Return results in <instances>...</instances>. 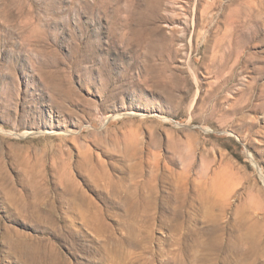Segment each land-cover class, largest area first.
<instances>
[{
    "label": "rangeland",
    "instance_id": "374dc122",
    "mask_svg": "<svg viewBox=\"0 0 264 264\" xmlns=\"http://www.w3.org/2000/svg\"><path fill=\"white\" fill-rule=\"evenodd\" d=\"M0 264H264V0H0Z\"/></svg>",
    "mask_w": 264,
    "mask_h": 264
}]
</instances>
